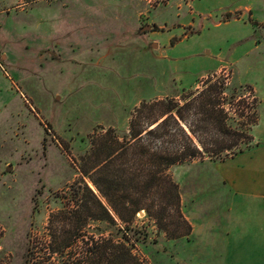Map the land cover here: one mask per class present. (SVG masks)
I'll use <instances>...</instances> for the list:
<instances>
[{
  "label": "rangeland",
  "instance_id": "1",
  "mask_svg": "<svg viewBox=\"0 0 264 264\" xmlns=\"http://www.w3.org/2000/svg\"><path fill=\"white\" fill-rule=\"evenodd\" d=\"M209 78L227 87V126L253 137L234 150L253 148L254 136L263 142L264 0H0V264H25L30 237L43 234L59 195L81 178L95 136L111 129L123 141L143 103L183 105ZM184 116L192 137L188 125L202 128L207 117ZM216 161L169 168L195 232L169 239L139 212L129 234L140 237L133 251L141 264H221L203 251L214 244L221 200ZM124 226L98 222L90 231L120 239Z\"/></svg>",
  "mask_w": 264,
  "mask_h": 264
},
{
  "label": "trees",
  "instance_id": "2",
  "mask_svg": "<svg viewBox=\"0 0 264 264\" xmlns=\"http://www.w3.org/2000/svg\"><path fill=\"white\" fill-rule=\"evenodd\" d=\"M212 81L206 80L205 88L183 105L172 99L143 103L131 121L130 137L121 142L111 129L95 136L82 157L81 178L59 195L62 205L50 212L43 234L30 237L25 264H141L133 251L140 237L136 231L129 234L141 211L169 239L188 236L192 227L183 215L179 185L169 168L204 156L224 161L245 151L234 150L239 140L245 139L247 146L253 140L248 130L227 126L228 114L220 100L227 87L221 78ZM244 88L253 91L251 86ZM184 110L207 115L202 128L188 125L193 137L181 124L186 121ZM252 114L253 125L255 109ZM137 118H144L143 125L137 127ZM200 129L232 136L233 142L207 140L198 135ZM153 138H162L161 145L154 146ZM118 221L125 225L118 229L124 232L120 239L90 231L92 223L118 225Z\"/></svg>",
  "mask_w": 264,
  "mask_h": 264
},
{
  "label": "crops",
  "instance_id": "3",
  "mask_svg": "<svg viewBox=\"0 0 264 264\" xmlns=\"http://www.w3.org/2000/svg\"><path fill=\"white\" fill-rule=\"evenodd\" d=\"M254 141L253 148L214 162L221 200L215 206L214 244L203 251L221 264H264V141L255 136Z\"/></svg>",
  "mask_w": 264,
  "mask_h": 264
},
{
  "label": "water",
  "instance_id": "4",
  "mask_svg": "<svg viewBox=\"0 0 264 264\" xmlns=\"http://www.w3.org/2000/svg\"><path fill=\"white\" fill-rule=\"evenodd\" d=\"M147 29H150V27H149V26H147V27H146V30H147Z\"/></svg>",
  "mask_w": 264,
  "mask_h": 264
}]
</instances>
